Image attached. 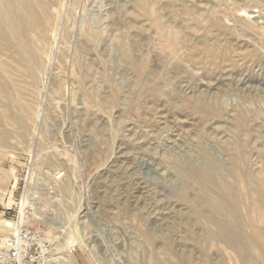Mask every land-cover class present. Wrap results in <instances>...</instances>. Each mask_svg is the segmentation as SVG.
Returning <instances> with one entry per match:
<instances>
[{
  "label": "rangeland",
  "instance_id": "rangeland-1",
  "mask_svg": "<svg viewBox=\"0 0 264 264\" xmlns=\"http://www.w3.org/2000/svg\"><path fill=\"white\" fill-rule=\"evenodd\" d=\"M69 1L37 75L15 70L17 103L0 94L12 115L0 116V217L22 218L59 254L80 240L72 264H264L215 236L264 234V0ZM202 190L230 198L228 218Z\"/></svg>",
  "mask_w": 264,
  "mask_h": 264
},
{
  "label": "bare ground",
  "instance_id": "bare-ground-1",
  "mask_svg": "<svg viewBox=\"0 0 264 264\" xmlns=\"http://www.w3.org/2000/svg\"><path fill=\"white\" fill-rule=\"evenodd\" d=\"M70 1H69V3H70ZM64 2H65V0H0V94L3 95V98L5 97L6 100H8L7 102L10 104V106H12L11 104H13L10 102H16V101H14V91H16L15 88H17V89L19 88L18 84L12 80V76L15 74V70L18 68H25V69L27 68L28 69V67H29L30 70L32 71L31 73L34 75H37V72L41 68L43 60L45 58V52L41 47V43L48 42V40L50 38H52L51 32L54 29L55 19H56V15H57V14L55 15V12L57 11L56 7L59 8V7L63 6ZM139 2L142 6V9L144 11H147L149 0H139ZM58 30H59V28H58ZM56 37H57V34H56ZM87 37L92 38L90 33H87ZM164 45L166 47H171L172 42L170 40H165ZM2 55H5L7 60L3 61L4 59H1ZM192 59H194L198 62H201L202 64H205L207 66H214L211 53L196 51V53L193 55ZM209 69H210V67H209ZM4 101L5 100H3V102ZM17 101H19V98L17 99ZM3 102L1 101V103H3ZM1 103H0V105H1ZM8 103H5V105L8 106ZM18 106H19V104H18ZM200 111L203 114L208 115V116H214L216 114L215 109L213 107L207 105V104H204L203 106H201ZM5 113H7V111H5ZM4 114H1L0 116L3 117ZM8 114H9V112L7 113V115ZM17 114H18V112H17ZM9 115H11V114H9ZM14 115H15V112L13 113V116ZM18 115H20V114H18ZM245 116H248V115H244L242 117L243 119L241 117H239V118L242 120H245L246 119ZM17 119H19V117L16 118V120ZM22 120L23 119H21V121ZM19 121H20V119H19ZM19 121H18V123L20 124L21 122H19ZM239 122H241V121L239 120ZM2 124H1V118H0V125L2 126ZM24 125L27 126L26 123ZM23 128L26 129L25 127H23ZM1 131H3V130H1ZM1 131H0V133H1ZM4 132L7 133L6 131H4ZM8 134L10 136V133H8ZM0 136H5V135H0ZM7 138H9V137H7ZM231 160L235 165L234 175H237L236 177H238L240 174L239 173L240 172L239 171L240 170L239 159L237 156L232 155ZM242 176H241V179L239 178V182H240V180H242V181L244 180V179H242ZM187 178H192V174L187 173ZM259 179H260L261 186H263L264 185V169L262 172V176ZM206 180L208 182H212L213 184H216V183L219 184L218 187L220 188V190L223 191V192L222 191L221 192L225 193L226 186H227V185H225L226 182L225 183L223 182L225 180L222 181V179L220 177H218L214 174L207 176ZM242 181H241V183H243ZM208 182H206V183H208ZM212 183H211V185H212ZM209 184H207V186ZM260 184H259V187H261ZM244 185H246L245 182L243 183L242 186H244ZM242 186H241V188H242ZM210 187H213V186H210ZM219 188H217V190ZM258 188H256V189H258ZM261 188H259L260 190L259 189L257 190V191H261V193H260V192H257L256 190L254 191V190L250 189L249 187H245V192H243V193L246 194L250 199H254V200H257L258 198H260L259 197L260 196L259 193H260L264 199V191H262L263 188H262V190H261ZM242 191H244L243 188H242ZM202 193H204L203 190H202ZM222 193H221V195H222ZM206 194L207 195H205V196L208 198H205V202L207 199V201L209 202V210L211 211V213L213 215H223V217L226 216V218H228V216L232 212L227 213L226 210H224L222 207L225 206V209L226 208L228 209V206H226V205H231V204H227L229 202L230 198H227V196L224 195V196H226V199H225V197L223 198V199H225L224 201H226L227 199L228 200H227V203L225 202V203H223L224 204L223 205V204H220L222 201L217 200L220 203L216 202V199H215L216 197L213 196L214 197L213 198L211 196V194H209V193H206ZM212 195H214V194H212ZM223 199H221V200H223ZM236 200H238V201H236ZM236 200H235L236 202H239V199H236ZM258 201L260 202V200H258ZM263 201L264 200H262V202H260V204H262V207L264 204ZM206 204H207V202H206ZM240 205H241L240 203L237 204L238 207H241ZM255 205H257V203ZM258 206H261V205H257V207ZM262 209H264V208H262ZM262 209L260 210L263 212V213L261 212V214H264V211ZM237 210H239V209H237ZM237 213H238V211H237ZM234 217H232V218H234ZM261 217H263V216H261ZM242 219H243V217H242ZM218 222L215 221V223H217V225H218ZM245 222H246V220H245ZM250 223H252V222H250ZM228 224H225V225H228ZM221 225H222V223H221ZM228 226L223 225L220 228L217 226L216 231L219 228L218 232L220 234H218V232H217V235H215V236L220 235L222 237L221 240L224 239V242H226L228 244V246L232 247L236 251L244 253L246 256L253 249H259L262 252V255L264 256V234H261V231L259 232V230H257V229L253 231L252 242H251V244H249V243H247V240H245L246 238H244V235H242L243 233L242 234L240 233L242 230L240 232H238L239 230L238 231L234 230V229L230 228V225H228ZM14 227H15L14 223H11L10 221H7L6 219H3L0 217V228L11 231ZM234 227H236V226H234ZM216 231L214 232L215 234H216ZM50 233H51V231H50ZM213 236H214V234H213ZM218 239H216V240H218ZM3 241L4 240L0 239V242H3ZM50 241H51V238H50ZM221 242H223V241H221ZM76 244H79L82 246V242L80 240L76 241V243L71 241V244L67 246V251L61 252L59 254V257L62 261V264H72L71 255H72V252L77 249ZM227 244H225V245H227ZM79 245H78V247H81ZM233 249H232V251H233ZM87 251H88V248H87ZM89 251H90V249H89ZM236 254H237V252H236ZM255 254H257V252ZM89 258H90V256H89ZM261 262L263 263V261H261ZM247 264H250V262L249 263L247 262Z\"/></svg>",
  "mask_w": 264,
  "mask_h": 264
},
{
  "label": "built area",
  "instance_id": "built-area-1",
  "mask_svg": "<svg viewBox=\"0 0 264 264\" xmlns=\"http://www.w3.org/2000/svg\"><path fill=\"white\" fill-rule=\"evenodd\" d=\"M0 242V264H62L58 250L44 235L27 226L22 218Z\"/></svg>",
  "mask_w": 264,
  "mask_h": 264
}]
</instances>
